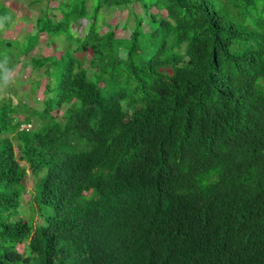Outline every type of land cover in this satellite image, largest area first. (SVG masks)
Here are the masks:
<instances>
[{"label":"trees","instance_id":"obj_1","mask_svg":"<svg viewBox=\"0 0 264 264\" xmlns=\"http://www.w3.org/2000/svg\"><path fill=\"white\" fill-rule=\"evenodd\" d=\"M47 5L0 32L42 90L0 96V264H264V0Z\"/></svg>","mask_w":264,"mask_h":264},{"label":"rangeland","instance_id":"obj_2","mask_svg":"<svg viewBox=\"0 0 264 264\" xmlns=\"http://www.w3.org/2000/svg\"><path fill=\"white\" fill-rule=\"evenodd\" d=\"M133 9L132 11L134 12L135 16H138V18H143L145 19L147 17V14L145 10L141 9L139 4L137 2H133L129 8ZM155 12V11H153ZM56 13V12H55ZM164 14V13H162ZM104 19H103V29L101 32L104 31V28H116V37H126L129 35V32H123L121 29V26L123 24V21L125 19L126 11H119L116 10L115 7L109 8L107 12H104ZM15 20H18L16 18ZM131 19H129V25H131ZM19 25V24H18ZM87 24L85 20H80L77 25L71 26V33L74 34L76 37H82L84 35V30L86 28ZM30 24L28 21H25L24 24H21L17 27V29L12 30V33H3V36L6 38H11L16 36V34L20 33H25L27 30H29ZM148 26L146 23H143V29L147 31ZM27 29V30H26ZM19 31V32H18ZM21 31V32H20ZM34 53L42 54L44 56L48 55L50 52L49 49H44L43 47H38L34 51ZM55 57L58 56V52L55 53ZM87 58H89V54L87 55ZM29 73V68L26 67L23 72H18L16 71V81L12 87H10L8 92H6V96L10 97L14 102L16 100L15 97L19 98L23 103L29 105L32 108H40V101L42 99L41 92L42 90L36 94L32 95L30 93V84L28 83L27 76H31ZM32 77V76H31ZM4 95V96H5ZM62 114V110L59 111L58 116ZM21 119V118H19ZM18 121V119H16ZM21 128H28L27 126H23ZM35 180H33L27 173L26 178H25V185H26V190L25 193L22 195V200L18 209V216L23 218V219H28L30 216V212L28 209V201L30 197L32 196L33 192V186H34ZM17 250L21 252L22 247L19 246L17 247Z\"/></svg>","mask_w":264,"mask_h":264},{"label":"crops","instance_id":"obj_3","mask_svg":"<svg viewBox=\"0 0 264 264\" xmlns=\"http://www.w3.org/2000/svg\"><path fill=\"white\" fill-rule=\"evenodd\" d=\"M53 1L55 2V0ZM57 1L62 0H56V2ZM52 5H54V3H52L50 7ZM0 7L1 9L3 8L7 10V14H10L12 16V22L8 25L3 33H12V30L17 29L20 23L24 24L25 21H28L30 24L29 30L26 29L27 32H29L35 19L45 14L48 5L47 0H0ZM16 18H18V20H15ZM19 35H22V33H17L16 36L9 39L17 38Z\"/></svg>","mask_w":264,"mask_h":264},{"label":"clouds","instance_id":"obj_4","mask_svg":"<svg viewBox=\"0 0 264 264\" xmlns=\"http://www.w3.org/2000/svg\"><path fill=\"white\" fill-rule=\"evenodd\" d=\"M10 6V5H9ZM12 21L10 14L0 15V32L6 30V26ZM16 81V69L10 64L8 56L0 57V96L14 85Z\"/></svg>","mask_w":264,"mask_h":264},{"label":"built area","instance_id":"obj_5","mask_svg":"<svg viewBox=\"0 0 264 264\" xmlns=\"http://www.w3.org/2000/svg\"><path fill=\"white\" fill-rule=\"evenodd\" d=\"M29 128V126H27ZM24 129H27V128H24Z\"/></svg>","mask_w":264,"mask_h":264}]
</instances>
